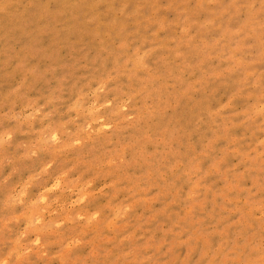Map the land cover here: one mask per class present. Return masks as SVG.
Instances as JSON below:
<instances>
[{"label": "rangeland", "instance_id": "obj_1", "mask_svg": "<svg viewBox=\"0 0 264 264\" xmlns=\"http://www.w3.org/2000/svg\"><path fill=\"white\" fill-rule=\"evenodd\" d=\"M0 264H264V0H0Z\"/></svg>", "mask_w": 264, "mask_h": 264}]
</instances>
